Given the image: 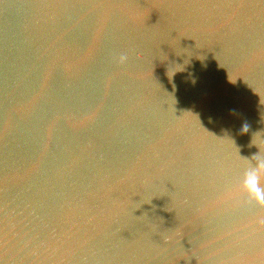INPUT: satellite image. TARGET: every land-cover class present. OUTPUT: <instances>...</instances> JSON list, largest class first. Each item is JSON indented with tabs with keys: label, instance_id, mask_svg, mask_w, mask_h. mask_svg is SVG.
<instances>
[{
	"label": "water",
	"instance_id": "95a60500",
	"mask_svg": "<svg viewBox=\"0 0 264 264\" xmlns=\"http://www.w3.org/2000/svg\"><path fill=\"white\" fill-rule=\"evenodd\" d=\"M0 264H264V0H0Z\"/></svg>",
	"mask_w": 264,
	"mask_h": 264
},
{
	"label": "clouds",
	"instance_id": "9594fccd",
	"mask_svg": "<svg viewBox=\"0 0 264 264\" xmlns=\"http://www.w3.org/2000/svg\"><path fill=\"white\" fill-rule=\"evenodd\" d=\"M241 180L245 184L255 183V171L253 169L246 170Z\"/></svg>",
	"mask_w": 264,
	"mask_h": 264
}]
</instances>
